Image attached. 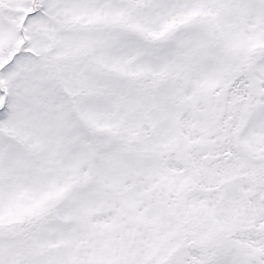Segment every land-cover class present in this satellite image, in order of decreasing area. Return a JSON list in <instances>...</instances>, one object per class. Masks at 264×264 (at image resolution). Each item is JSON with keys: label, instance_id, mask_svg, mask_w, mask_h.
<instances>
[{"label": "snow or ice", "instance_id": "6c2138e0", "mask_svg": "<svg viewBox=\"0 0 264 264\" xmlns=\"http://www.w3.org/2000/svg\"><path fill=\"white\" fill-rule=\"evenodd\" d=\"M0 264H264V0H0Z\"/></svg>", "mask_w": 264, "mask_h": 264}]
</instances>
